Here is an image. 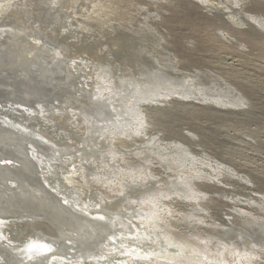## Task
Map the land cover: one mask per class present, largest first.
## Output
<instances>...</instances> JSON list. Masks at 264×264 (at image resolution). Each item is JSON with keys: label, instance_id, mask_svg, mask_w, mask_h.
Listing matches in <instances>:
<instances>
[{"label": "rangeland", "instance_id": "rangeland-1", "mask_svg": "<svg viewBox=\"0 0 264 264\" xmlns=\"http://www.w3.org/2000/svg\"><path fill=\"white\" fill-rule=\"evenodd\" d=\"M12 1L0 0L10 3L0 19L1 33L6 34L10 24L42 22L38 24H47L57 34L52 38L77 33L79 43L91 49L103 45L108 55L117 43L137 45L160 70L180 73L174 71L179 78L176 83L174 76L171 88L157 84L145 94L137 87L133 92L129 86L115 89L116 74L110 75L127 70L128 57L117 62L113 73L103 68L108 73L91 90L94 94L103 89L109 99L106 109L113 110L106 115L100 107L98 112L105 115L101 118L89 105L83 104L89 106L84 109L62 103L69 97L62 93L69 88L67 79L49 87L56 101L47 108L39 106L41 115L35 122L19 108L23 99L37 97L33 88H22L18 98L15 88L7 85L4 98L0 97V113L24 120L29 130H47L75 148L65 155L68 161L59 157L63 160L56 162L65 168V178H72L69 188L81 202L107 208L108 203L122 200V207L134 213L136 238L129 239L127 249L133 253L146 249L159 256L149 262L123 257L120 251L109 264H264V0H51L49 6L41 0ZM17 13H24L20 20H15ZM3 50L0 57L10 61L11 52L5 55ZM89 62L81 64L83 73L99 75L100 65L91 73ZM182 77H188L184 84ZM64 112L67 124L60 118ZM41 226L16 229L24 231L26 240L48 233ZM4 229L9 234L12 228Z\"/></svg>", "mask_w": 264, "mask_h": 264}, {"label": "bare ground", "instance_id": "bare-ground-1", "mask_svg": "<svg viewBox=\"0 0 264 264\" xmlns=\"http://www.w3.org/2000/svg\"><path fill=\"white\" fill-rule=\"evenodd\" d=\"M7 1H10V0H7ZM32 1L34 2V0H32ZM32 1H31V3H32ZM41 1H44L47 4L49 3L48 1L52 2L51 0H41ZM41 1H40V3H41ZM44 2H43V4H44ZM31 3H29V4H31ZM9 4H10L9 2H6V3L1 2L0 3V19L3 16V12H5V10H8ZM27 4H28V2H27ZM47 4L44 5L43 7L47 6ZM239 5H241V4H239ZM32 6H33L32 9H34L35 8L34 6H36L35 3ZM48 6H49V4H48ZM26 7H27V5H26ZM29 7H30L29 9H31V5ZM40 7H42V6H40ZM215 7H217V9H218V6L215 5ZM48 8L54 9L55 4H52L51 8L50 7H48ZM38 9L40 10L39 7H38ZM36 10H37V8H36ZM57 10H55V11H57ZM16 11H20V10H16ZM25 11L26 10H24V13H25ZM41 11L42 10H40V12ZM51 11H49V13ZM33 13L35 14V12H33ZM44 13H46V12H44ZM17 14L19 17H17V18L14 17V18H15V20H17V19L20 20V18H21L20 16L22 13L21 14L17 13ZM30 14H32V13H30ZM36 14H38V12H36ZM30 16H29V18H30ZM32 16H33V14H32ZM39 16H41V15H38V17ZM42 16H43V13H42ZM54 16H55V13H54ZM57 16H58V14H57ZM25 17H27V16H25ZM61 17H63V16H61ZM6 18L7 17H5L4 19H6ZM33 18H35V17H33ZM53 18L54 17H52L51 19H53ZM63 18H61V19H63ZM4 19H3V21H4ZM61 19H59V20H61ZM11 21L12 20H10V22ZM29 21H32V20H29ZM29 21L26 20V22H28V23L25 22L27 25L24 23H21L22 25L19 27L11 26V24L8 23L9 22L8 21L7 22L8 26L10 24L9 27L11 29L9 28V30H6V34L0 32V51H2V49H4L7 52H5L3 50V54L8 53V51H9V52H11V55H12V58H10L11 57L10 54H9L10 57L7 56L8 59L9 58L11 59L10 61L7 60V62H2V60H0V65H4V66L10 67V68L16 67L17 73L20 75L18 78H16V80L18 79V81L20 80V82L24 81V84H26V85H28V84L29 85H31V84H33V85L38 84L39 85L40 84L42 86L41 89L38 90L40 93L39 92L37 93V96L39 95L38 99L31 101L30 104L27 103L29 100L23 99L22 101H20L21 103H20L19 108H22V111H24V113L28 115L27 117H29L31 120L34 119L33 120L34 122H35V119L37 120L39 115H41V113H38L39 106H41V108H44V107L47 108L50 104H54L55 103L54 101H56V100H54V97H53L54 96L53 94L55 92L52 94L49 87H51V85L64 84L65 83L64 81L66 79L70 82V84H69L67 81V85L69 84L68 85L69 88L64 91V89H63L64 87L62 88L60 86V88H62L63 90H59V91H60V93L62 91H64L62 93H66L65 95L68 94L69 97L66 96V99L62 100V103L63 102L66 103L65 105H67V103L77 104V105L78 104L79 105H83V104L89 105L90 108L92 107L91 109H96V110L97 109L99 110V108L101 107L99 112H101L102 109L105 108V110L103 112H105L106 115L112 114V113H110L111 109L113 110L112 107L110 108V111H108L106 109L108 104L107 103L105 104L107 97H106V95H103V93H102L104 90L100 89V91L95 92L93 94L92 93L93 91L91 90V88H92L91 85L93 87H96V84L98 83L97 79L99 77L100 78L104 77L102 75L105 73L106 74L108 73V72H106V70H110V72L112 71L111 73H113V70L114 71L116 70L115 66H117L118 63H120L118 61H122L124 58H127V57H128V61L130 62L128 64L129 68L127 70L117 69L113 74L110 73L111 77H112V75H113V77H115V74H116V79L114 78L115 79L114 80L115 89H116V87L119 86V88L121 87L122 90H127V88H125V87L129 86V89H132L131 92H133V90H136V89L137 90L141 89L145 94H147L148 92L151 93L153 90H155L156 89L155 86L157 84L163 85L164 87L165 86L169 87L170 85H172L171 84L172 82L175 83L174 81L176 80V77H177L176 83L178 81V78H179L178 74H180V73H178V71L174 70L175 72L178 73L177 75H175L174 71H169V70L166 71L165 68H164L165 70H163V69L160 70L158 68V65H156L155 62H152L150 60L151 58L149 59L150 56H147V53L144 50H141L140 46L130 45L128 47H122L121 45H117L118 44L117 43V44H115L114 53L111 55H108L109 53L107 54L105 52L106 48L104 49L105 46L102 47L103 45L100 46L99 48L91 49L89 46H86L85 44L79 43L78 42V39H79L78 35L79 34L76 35L77 33L76 34L74 33L73 35L69 34L70 36H68L67 33L61 34V33H59L60 32L59 31L58 36L57 37L55 36L58 39L57 40L55 38H52V36L55 35L56 33L53 32L54 33L53 34L46 27V26H48L47 24H46V26L45 25L43 26V25H39L42 22H38L39 24L37 23V25H35V24L32 25L34 21L32 23H29ZM16 23H17V21H16ZM46 23H47V21H46ZM48 23L50 24V22H48ZM23 24L26 26H24ZM0 25H2V24H0ZM14 25H15V23H14ZM19 25H20V23H19ZM49 27L52 28L51 25H49ZM6 28H8V27H6ZM60 29L61 28H59V30ZM75 29H76V27H75ZM54 31H56V30L54 29ZM73 36H74V38H71ZM9 40H11L12 43L15 42V44L13 47L10 48V45L12 43H9L10 44V45L8 44L9 48H6L5 44ZM60 40L63 42L64 45L61 44L62 42ZM88 42L90 43V41H88ZM120 42H123V41H120ZM122 45H124V44H122ZM107 48H108V46H107ZM0 53L2 54V52H0ZM46 55H47V58H46ZM0 58H2V57H0ZM85 60L87 62H88V60H90V62H92L90 64L92 69L86 67L87 70L88 69H90V71L92 70L91 73H95V69L97 67H99V65H100V70H101V67H102V69L105 68L106 70L103 69V70H101L102 71L101 72L100 70H97L98 69L97 68L96 70L99 72V75H96V73H97L96 72L94 74V75H96V77L94 79L93 78L94 75H90V73H83V72H85L86 69L83 71L81 68V64L84 63ZM123 62H124V60H123ZM87 64L85 63V66H89V64L88 65ZM27 70H30V71H27ZM37 71H39V72H37ZM79 74H81L82 76H80ZM14 75H16V77H17V74H13L12 77H11V75H9L10 77L7 78V81H10L9 80L10 78L15 80ZM174 76H176V77H174ZM40 78H43V80ZM185 78H188V77H185ZM185 78L184 77H182V79L180 78L181 79L180 81L183 82V84L185 83L184 82ZM100 80L102 82V79H100ZM108 80H110V78ZM108 80H105V82L107 81V83H108ZM13 82L14 81H11V83H13ZM60 82H63V83H60ZM180 83H179V86H182V85H180ZM49 84H50V86H48ZM109 84H111V87H113L112 86L113 82L112 83L109 82ZM147 84H148V86H147ZM188 84H187V86H188ZM67 85H65L66 88H67ZM8 87L10 88V86H8ZM102 87H105V86H102ZM108 87H106V88H108ZM171 87L172 86H170V88ZM9 88H8V90H9ZM26 88L27 87H25V89ZM5 89L6 88H4V90ZM30 89L31 88H29V90ZM115 89L113 88L114 91H115ZM158 89H160V88H158ZM51 90H53V88ZM95 90H97V89H95ZM109 90H108V92H109ZM5 91H7V90H5ZM34 91H36V90H34ZM55 91H56V89H55ZM31 92H33V91H31ZM116 92H118V91H116ZM159 92L160 91H158V93ZM10 93H11V91H10ZM10 93H9V95H10ZM56 93H58V92L56 91ZM90 93H92L91 95L94 98H92L91 95H89ZM14 94H15L14 96H16L15 92H14ZM114 94H116V93H114ZM20 95H22V94H20ZM55 95L57 96V94H55ZM59 95H61V94H59ZM88 95L90 97H88ZM14 96H11V97L9 96V97L11 99ZM17 96H18V98L20 97L19 95H17ZM62 96H64V95H61V97ZM107 96H109V94H107ZM199 96H200V94H199ZM32 98H34V97H32ZM62 99H63V97H62ZM111 99H112V97H111ZM15 102H17V101H15ZM43 102H46V103H43ZM3 103L6 104V102H3ZM10 103H11V101H10ZM18 103H17V107H18ZM62 103H60V105L58 104V106L62 107V105H61ZM108 103H110V101ZM14 104H16V103H14ZM112 104H113V102H112ZM84 105H83V108H84ZM109 105H111V103ZM70 106L72 107V105H70ZM89 106H87V107H89ZM1 107L5 108V106L4 107L1 106ZM6 107H7V105H6ZM74 107H75V105H74ZM87 107L84 109H87ZM67 108H68V106H67ZM69 109L70 108H68V110ZM115 109H117V107L116 108L114 107V111H115ZM14 110H16V109L14 108ZM54 110H57V108L55 109V107H54ZM98 110H97V112H98ZM52 111H53V109H52ZM65 111H67V110L65 109ZM90 111L95 112L93 110H90ZM12 112H14L13 109H12ZM54 113H56V112L54 111ZM83 113H85V112H83ZM3 114L4 113H0V119L2 120V122L5 125L12 127L21 133L22 132L26 133L31 138L30 140H32V141L31 142L27 141L26 144L28 145V150H29L32 158L35 160L36 174L33 173L34 174L33 176L30 174L26 177H23V175L19 176L20 173L18 171V165H17V162L19 160V156L21 155L19 146L16 143L14 144V140H13L12 135H10L9 133H2L0 135V168L8 170L9 173H8L7 177H5L3 174H0V243H1V245H0V264H43V256L41 257L40 260H38L36 258L35 249L32 248L33 245H35L37 248H40V246H43V247L52 248L55 250L54 252L47 254L46 264H109L111 261H113V259H112L113 256H115L120 251H122V254L125 253L123 255V257L124 256H127V257L133 256V258L137 257L136 258L137 260H147V261L151 262L152 260H155V259L157 260L159 258L158 255L157 256L151 255L150 250L148 251L146 249H143V250L137 249V252L133 253V251H131L129 248L127 249L126 244L129 241V239H132V241H133V239L136 238V235H135L136 232L134 230V228H135V220L134 219L135 218H134L133 212H130L129 210L122 207V203L120 202L122 200H119L116 203H108L107 208L105 206L102 207L103 204H101V207H97V206H94V207L90 206L89 207V205H87L85 202L80 201L81 198L79 200L78 196H75L76 193L73 191L72 188H69V185H70L69 181H72V178L69 175H66V177L68 178V179H66L65 178L66 173L64 171L65 168L64 169H62L63 167L60 168V165H58V163L56 162L58 160L59 161L63 160L64 157L66 159L65 155H69L68 152L70 151V149H72V148L75 149L73 146L70 145L69 147H67L65 145L66 141H62L61 137H59V136H52V135L48 134L47 130L44 132L40 131V130L38 131L36 129H34V131L29 130L28 129L29 127H26L24 125V123H22V122H24V120H22V122H21V120H18L15 117L13 118V117L8 116L9 113L6 116ZM101 114H100V118L102 115H104V114H102V115ZM15 115H18V114H16V112H15ZM64 115H65V112H64V114H62V116H60V118L63 120H64V117H63ZM66 115H70V112L67 111ZM85 115H86V113H85ZM104 117H105V115H104ZM29 118H27V119H29ZM21 119H23V117ZM63 120L61 122L65 123L66 121L64 120L65 122H63ZM38 121H36V122H38ZM66 124H67V122H66ZM34 126H36V125H34ZM74 145H76V144H74ZM78 148H80L79 145H78ZM6 150L8 152H6ZM86 152L88 153V151H86ZM90 154L92 155V152ZM94 154L95 153H93L92 156H94ZM87 155L88 154H86L85 156H87ZM95 156H97V155L95 154ZM99 156L100 155H98V158H100ZM59 157L60 158L63 157V159H60ZM66 161H68V160L66 159ZM2 163H4L5 166H3ZM62 163L63 162H61V164ZM66 163H68V162H66ZM59 164H60V162H59ZM76 164H78V163H76ZM69 165H70V163H69ZM62 166H65V165L63 164ZM67 168H66V170H68ZM54 169L55 170L57 169V170L55 171ZM62 175H64V177H63L64 180L61 179ZM39 181H41V184ZM6 183H7V186H6ZM44 187H45V189H47L50 192L47 191L48 193H44L42 191V188H44ZM70 187H71V185H70ZM50 197H52L53 199L56 198L61 203V205H62L61 208L57 207L56 204L48 203V199ZM86 205H87V207H86ZM64 206H67L68 209L65 208ZM14 211L17 213L20 212L22 214H18V215H17V213L10 214V212H14ZM101 217L103 219H101ZM24 225L25 226H31V227L35 226V225L36 226L42 225L41 228L46 227L48 233L44 232L45 234H42L40 236H36L38 233L35 236H31L29 234V236H31V237L29 239L25 240L26 237L24 238V231H23V233H21V231L19 232L16 229L17 227L20 228V227H23ZM7 226H8V228L9 227L12 228L11 230L10 229L8 230L9 234L5 231L6 229H4ZM53 227H55V229ZM14 228L16 229L17 233L15 231H14L15 233L13 232ZM29 229L31 230V228H29ZM29 229H27V230H29ZM43 230H45V229H43ZM31 231H33V230H31ZM54 232L56 234H53ZM28 233H30V232H28ZM33 233H36V232L33 231ZM54 235H56V236H54ZM3 245H7V247H5ZM130 245L131 244H128V246H130Z\"/></svg>", "mask_w": 264, "mask_h": 264}, {"label": "water", "instance_id": "water-1", "mask_svg": "<svg viewBox=\"0 0 264 264\" xmlns=\"http://www.w3.org/2000/svg\"><path fill=\"white\" fill-rule=\"evenodd\" d=\"M0 60H2V62H7V59H5L3 57L0 58ZM27 71H30V70H27ZM13 74H17L18 77L20 76L17 73L16 67L15 68H10V67H6L4 65H0V97L4 96L5 91H4L3 88L5 86H7V85H11L12 87H14L15 88V92H16L17 95H19L21 93V89L25 88V87H31L34 90H36L37 93L39 92L37 90H40L41 87H42L40 84L39 85L38 84L37 85H35V84L34 85L33 84L26 85V84H24V81L20 82V80L18 81V79H17V81H14L13 83H10V81H7V78H9V75H13ZM38 98H39V96L35 97V99L29 100L27 103L30 104L31 101L36 100ZM2 133H9L10 135H12L13 140H14V144L16 143L19 146L20 153H21V155L19 156V160L17 162L18 171L20 173L19 176L23 175V177H26V176H28L30 174L33 176L34 175L33 173L36 174V171H35L36 170L35 160L32 158V156H31V154H30V152L28 150V145L26 144L27 141H30V142L32 141V140H30L31 138L26 133H23V132L21 133V132L15 130L14 128L5 125L2 122V120L0 119V135ZM6 152H8V151L6 150ZM2 165L5 166L4 163H2ZM8 173H9L8 170L0 168V174H3L5 177H7ZM39 182L41 184V181H39ZM6 186H7V183H6ZM42 191L44 193L50 192L47 189H45V187L42 188ZM48 203L56 204V206L59 207V208H61V206H62L61 203L56 198L53 199L52 197H50L48 199ZM64 207L68 209L67 206H64ZM12 213L15 214L17 212H15V211L14 212H10V214H12ZM18 214H22V213L18 212L17 215ZM0 245H1V243H0ZM3 246L7 247V245H3Z\"/></svg>", "mask_w": 264, "mask_h": 264}, {"label": "snow or ice", "instance_id": "snow-or-ice-1", "mask_svg": "<svg viewBox=\"0 0 264 264\" xmlns=\"http://www.w3.org/2000/svg\"><path fill=\"white\" fill-rule=\"evenodd\" d=\"M101 219L103 218L101 217ZM32 248L35 249V255L38 260H40L41 257L43 256V264H46L47 254L55 251L52 248H47L43 246H40V248H37L35 245H33Z\"/></svg>", "mask_w": 264, "mask_h": 264}]
</instances>
